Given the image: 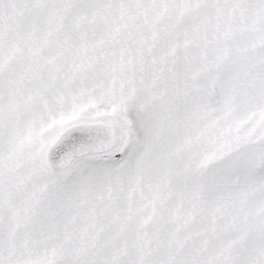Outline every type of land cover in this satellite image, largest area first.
Returning <instances> with one entry per match:
<instances>
[{
    "label": "snow or ice",
    "instance_id": "6c2138e0",
    "mask_svg": "<svg viewBox=\"0 0 264 264\" xmlns=\"http://www.w3.org/2000/svg\"><path fill=\"white\" fill-rule=\"evenodd\" d=\"M0 264H264V0H0Z\"/></svg>",
    "mask_w": 264,
    "mask_h": 264
}]
</instances>
